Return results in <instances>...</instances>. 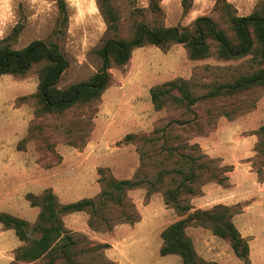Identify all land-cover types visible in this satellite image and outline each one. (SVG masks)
<instances>
[{"label": "rangeland", "instance_id": "1", "mask_svg": "<svg viewBox=\"0 0 264 264\" xmlns=\"http://www.w3.org/2000/svg\"><path fill=\"white\" fill-rule=\"evenodd\" d=\"M65 1L68 20L62 24L54 0H0V43L9 44L13 48H21L33 39L57 43L69 62L61 75L59 87H66L88 79L101 66V58L96 50L105 38L115 34L106 32V23L99 12L96 0ZM228 1L232 3L238 15H247L263 0ZM188 2L190 8L185 15H182V0H160L161 10L158 13L150 11L148 0H112L119 16V28L116 34L129 37L137 22H145L149 25L190 26L197 17L203 15L211 16L221 27H225L214 9L215 0H188ZM16 25L20 27V31L14 37L12 29ZM177 50L181 52L180 48ZM41 66L42 63L35 64L23 75L4 74L0 76V130L12 128L19 134H24L25 136L18 141L17 148L21 150L26 142H30L36 149L45 153L43 159L46 164H51L57 154L48 157L46 153L55 151L56 145L83 144L92 130L99 99L74 105L59 113L42 112L40 104L34 97ZM254 67L250 56L218 60L212 54L202 60H192L188 66L191 91L193 95L201 98L211 83L230 82L240 75L250 73ZM119 68L121 67H111L110 70ZM260 111H263V118L259 114L254 115V125L264 123V86L253 87L234 95L200 99L193 112L195 118L199 119L193 121L188 127L166 129L164 122H160L156 129H162L163 133L156 131L149 136L141 135L137 138L143 157L141 170L144 171V177L152 180L158 171L166 170L168 174L163 177L162 188L159 191L162 194L163 190L174 187L172 179L176 178V181L179 179L178 175L169 171L175 169L186 171L190 160L196 170L193 181V187L196 190L198 185L212 177L211 172L215 171L216 176L221 177L228 166H220L216 159L210 160L202 154L197 144L185 141V138L195 136L200 129L208 133L222 116L244 120L250 113ZM159 115L166 119L176 118L177 115L192 119L191 115H183L180 110L171 109V107L163 108L159 111ZM164 131L167 132L164 133ZM175 133L178 134L176 139L173 137ZM181 136L183 138L180 140ZM258 138L259 142L264 144V134H259ZM175 143H180L181 153L189 155L188 161L175 155L171 159L168 157L166 147L173 146ZM262 148L264 152V145ZM259 157L261 159L263 155L260 153ZM255 161L257 162L256 158ZM258 176L262 177V172H259ZM182 196L184 198H181V205H186L187 195ZM239 209V206L230 208L233 214ZM136 213L138 211L134 203L126 196L124 203L120 205L105 198L103 207L97 215L93 216L92 220L98 227L97 230H105V221L112 224L117 221L111 226L112 228L121 221L132 219L133 215H137ZM248 223L257 227L253 233H256L258 237L249 238L251 246H249L246 258H238L230 248L229 242L222 238L213 243L218 250L215 254L216 259L206 260L199 257L211 262L210 264H264V220H259L257 217L250 222H238L239 225H248ZM28 233L30 238L39 236V232L32 229H29ZM72 236L75 244L70 248L71 259L78 264H182L180 256L176 254L161 256L152 244L137 246L129 241L124 245L119 244L120 255L124 258L122 259L117 254L119 258L117 262H108L106 247L100 246V243L91 244L81 234H72ZM3 240L4 243L10 244L9 238L5 237ZM159 240L161 241L160 237ZM14 255L15 252L3 253L0 257V264L6 261L9 264L8 257L12 256L13 259ZM169 257H174V260L170 261ZM27 263L20 262L19 264ZM30 264H66V261L58 257L50 263L49 257L45 256L31 261Z\"/></svg>", "mask_w": 264, "mask_h": 264}, {"label": "crops", "instance_id": "2", "mask_svg": "<svg viewBox=\"0 0 264 264\" xmlns=\"http://www.w3.org/2000/svg\"><path fill=\"white\" fill-rule=\"evenodd\" d=\"M184 49L181 44H172L167 50L151 44L134 48L126 64L110 70V83L98 98L93 127L83 144L56 145L55 151L46 153L48 157L58 156L51 164H46L43 159L45 153L30 142H26L21 150L17 148L24 134L12 128L0 130V212L13 214L33 224L40 209L31 206L25 198L28 192L39 194L50 188L58 202L65 204L93 198L101 191L100 168L107 169L119 180L132 178L141 167L142 154L137 139L122 141L123 138L127 134H154L160 122H164L166 129L183 127V117L177 115L166 119L159 115L163 108L154 109L150 88L175 78H190L188 66L192 60L188 59ZM257 114L263 118V111L252 112L244 120L222 116L208 133H196L185 138V141L197 144L207 158L216 159L220 166L228 168L223 172L226 177L223 183L208 180L198 185L196 192L187 197L189 208L184 212L179 213L166 204L159 191L146 197L147 189L141 186L126 191V197L138 211V221L123 222L110 230H94L88 224L89 214L75 211L62 215L63 226L72 234L83 235L91 244H107V261L117 262V254L120 255L121 251L119 244L124 245L127 241L137 246L152 244L158 250L162 243L160 232L164 227L196 209H210L222 204L240 207L232 215V221L251 246L249 238L258 237L253 233L257 227L249 223L239 225L238 222H250L257 217L264 220V165L261 179L252 165L258 142L255 131L262 124H253V116ZM175 134L174 139L178 136ZM175 153L176 157L181 156L177 149ZM185 232L200 257L216 259L218 250L213 243L219 237L209 228L190 224ZM5 237L9 238L10 244L4 243ZM23 244L13 229L0 223V257L5 252L14 253ZM11 257H8L9 261ZM169 258L174 260V257Z\"/></svg>", "mask_w": 264, "mask_h": 264}, {"label": "trees", "instance_id": "3", "mask_svg": "<svg viewBox=\"0 0 264 264\" xmlns=\"http://www.w3.org/2000/svg\"><path fill=\"white\" fill-rule=\"evenodd\" d=\"M54 1L58 8L59 20L65 24L68 20L66 1ZM96 3L106 23V32L115 34L105 38L102 45L96 50L97 55L101 58V66L84 81L72 83L66 87L58 86L61 75L68 67L69 62L55 42L33 39L21 48H13L9 44L0 43V76L4 74L23 75L33 65L42 63L38 73L37 90L34 93L42 112L59 113L74 105L98 99L110 83V68L122 67L129 60L134 48L146 44L155 45L162 50H167L172 44H181L186 49L187 57L190 60H202L213 54L218 60L250 56L254 62L255 67L250 73L240 75L230 82L211 83L201 98L193 95L189 80L183 78H175L151 87L150 98L154 109L171 107V109L180 110L183 115L192 116L191 120L187 118L181 120L183 127H188L193 121L199 119L195 118L193 112H195V106L200 99L234 95L253 87L264 86V0L247 15H238L228 0H215L214 9L225 27H221L211 16L203 15L197 17L190 26L149 25L145 22H137L129 37H121L116 34L119 28V16L112 0H96ZM148 8L153 13L160 12V0H148ZM189 8L188 0H182V15H185ZM19 31L20 27L14 26L13 36L16 37ZM156 131L163 133L162 129H155L154 133ZM202 132L204 129H200L196 133ZM255 133L257 135L264 134V123ZM140 136L127 134L122 141L135 140ZM179 144L166 147L168 157L177 156L175 150L180 151L181 145ZM262 145L264 144H261L258 138L255 155L252 158V165L255 166L258 174L262 172L264 165ZM260 153L263 155L261 159ZM180 155V159L189 160L188 154L181 153ZM188 167L186 171L180 169L172 171L179 176V179L177 181L176 178L172 179L174 187L163 190L162 194L165 203L174 207L179 213L189 208L187 204L181 205L182 195L185 194L188 197L196 192L193 187L196 170L191 160ZM143 172L140 167L132 178L119 180L114 178L107 169L100 168L98 173L102 185L101 191L93 198H82L65 204L58 202L50 188L39 194L26 193L25 198L30 205L40 209L33 224L13 214L0 212V223L5 228L13 229L18 239L24 242L22 246L14 250V258L9 264L31 262L45 256L49 257L50 263L61 257L66 261V264H78L71 259L70 248L75 244V241L72 233L63 226L62 215L69 212L86 211L89 214V226L97 230L98 227L94 225L92 218L100 212L105 198L120 205L124 203L128 189L146 187V197L155 191H160L163 177L168 172L160 170L152 180L144 177ZM213 173L215 174V171ZM213 173H210L212 177L208 180H215L219 183L225 181L224 175L218 177ZM232 207L217 204L210 209H196L188 213L186 217L167 225L160 232L162 243L158 249L159 254L161 256L176 254L180 256L182 264H210L211 262L199 257L192 239L185 232L186 226L193 224L209 228L212 234L229 242L230 248L238 258H246L249 253V244L232 221L233 212L230 210ZM136 214L132 216V219L120 223L138 221L139 214ZM105 223V230H110L117 221L113 224L109 221H105ZM29 229L39 232V236L30 238ZM100 246L107 247L108 245L101 244Z\"/></svg>", "mask_w": 264, "mask_h": 264}]
</instances>
